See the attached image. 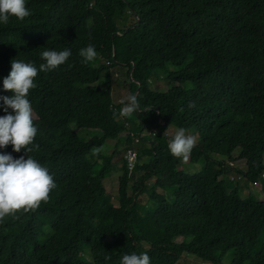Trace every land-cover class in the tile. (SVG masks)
<instances>
[{
	"label": "trees",
	"instance_id": "trees-1",
	"mask_svg": "<svg viewBox=\"0 0 264 264\" xmlns=\"http://www.w3.org/2000/svg\"><path fill=\"white\" fill-rule=\"evenodd\" d=\"M25 6L31 15L24 21L0 22V97L12 95L3 88L12 60L37 67L27 98L38 148L28 155L48 169L56 188L36 210L0 221V264H122L133 253H147L150 264H180L185 254L206 264H264V206L251 211L233 177L264 191V0H25ZM128 16L134 22L120 27ZM89 44L97 56L85 63L80 50ZM66 48L71 55L63 65L39 71L43 51ZM114 68L126 71L129 96L151 114L153 130L167 140L169 127L184 128L196 138L190 162L202 164L187 173L169 150L172 138L142 140L140 174L123 166L118 204L105 180L115 154L135 149L146 124L136 112L119 114L128 101L113 100ZM155 79L169 88L155 89L148 108L142 91ZM7 114L0 100V117ZM109 139L118 140L115 154L101 157ZM0 154L27 159L11 144ZM232 160L243 161L246 171L229 168ZM81 244L91 245L90 258Z\"/></svg>",
	"mask_w": 264,
	"mask_h": 264
},
{
	"label": "clouds",
	"instance_id": "clouds-1",
	"mask_svg": "<svg viewBox=\"0 0 264 264\" xmlns=\"http://www.w3.org/2000/svg\"><path fill=\"white\" fill-rule=\"evenodd\" d=\"M30 15L25 0H0V22L6 24L10 17L24 21ZM40 55L45 63L39 65V71L49 72L63 65L69 59L71 50L66 48L57 52L50 49ZM80 56L85 63L93 61L97 56L94 45L82 48ZM11 65L10 74L3 80V88L12 95L0 97L4 111L8 113L0 117V149L11 144L15 152L24 149L27 159L24 156L14 159L11 154H0V221L6 216L15 217L18 212L36 210L42 202L48 201L50 193L56 188L48 169L28 155L38 148L33 144L37 128L33 126V109L27 98L29 90L36 87L33 81L38 69L32 62L16 59L11 61ZM127 100L128 103L120 110L121 116L128 117L142 110L136 95L129 96ZM9 109L13 112L9 113ZM195 144L194 136L186 135L184 128H178L168 147L174 157L187 161ZM109 259L110 256H105V260ZM122 264H150V257L147 253L124 255Z\"/></svg>",
	"mask_w": 264,
	"mask_h": 264
},
{
	"label": "rangeland",
	"instance_id": "rangeland-1",
	"mask_svg": "<svg viewBox=\"0 0 264 264\" xmlns=\"http://www.w3.org/2000/svg\"><path fill=\"white\" fill-rule=\"evenodd\" d=\"M134 22V20L128 16L124 22L120 23V27H126L131 25ZM126 71L124 69H117L114 68L111 70V79H112V95L113 100L116 104L124 103L129 97V89H130V82L128 80V77L125 73ZM158 80V79H157ZM169 88V84H167L166 81H158L156 82V79L154 82L151 83L150 87L145 92V102L148 108L153 107L154 105V90L155 89H161V91H165ZM138 116L142 122H144L146 125L143 127V131L139 132L140 137H138L135 142L133 143L134 150L138 151L141 147H143L142 140H153V141H159V142H165L169 138H173L176 132L175 127H169L166 130L167 133V140L166 138L159 134L157 131H154L151 127L153 123V119L151 118V114L149 112H139ZM120 122H124V119L121 118ZM81 134L84 137H91V136H98V134L94 132H86L82 131ZM188 135V134H186ZM168 142V141H167ZM118 140H112L109 139L106 142L105 148L100 154L101 157L103 156H110L115 154V149L117 146ZM127 148L124 146L121 149H119V152L115 154L114 156V165H113V172L109 178L105 180V186L107 190L108 196L111 198L112 202L114 204H118V187H119V177L122 174L123 166H124V155L126 153ZM192 153V152H191ZM194 154V153H193ZM235 157L237 158L239 156V151L235 152ZM194 156H200L199 154H194ZM201 158V157H199ZM201 159L195 160L193 163L189 161H183V167L184 170L187 173H197L201 170L202 164ZM232 162V163H231ZM228 166L229 168L235 169H243L246 171V167L243 161H236L232 160ZM136 174H140V170H136ZM234 182L241 184L240 185V192L243 198H246L249 200V206L251 211L257 212L261 206H264V191L262 189V185L260 183L258 184H247L244 182V180L241 177H238V175L233 172ZM154 182V179H151L149 181V184H152ZM161 192V190H159ZM81 249L87 258H90L91 256V245L90 244H81ZM180 264H206L204 260H201L195 256L192 255H186L181 260Z\"/></svg>",
	"mask_w": 264,
	"mask_h": 264
},
{
	"label": "built area",
	"instance_id": "built-area-1",
	"mask_svg": "<svg viewBox=\"0 0 264 264\" xmlns=\"http://www.w3.org/2000/svg\"><path fill=\"white\" fill-rule=\"evenodd\" d=\"M130 74L133 67H130ZM139 164V156L136 150L129 148L124 155V165L129 171H136Z\"/></svg>",
	"mask_w": 264,
	"mask_h": 264
},
{
	"label": "water",
	"instance_id": "water-1",
	"mask_svg": "<svg viewBox=\"0 0 264 264\" xmlns=\"http://www.w3.org/2000/svg\"><path fill=\"white\" fill-rule=\"evenodd\" d=\"M137 93H138V92H137ZM137 93H136V94H137Z\"/></svg>",
	"mask_w": 264,
	"mask_h": 264
},
{
	"label": "crops",
	"instance_id": "crops-1",
	"mask_svg": "<svg viewBox=\"0 0 264 264\" xmlns=\"http://www.w3.org/2000/svg\"><path fill=\"white\" fill-rule=\"evenodd\" d=\"M144 132V131H143Z\"/></svg>",
	"mask_w": 264,
	"mask_h": 264
}]
</instances>
